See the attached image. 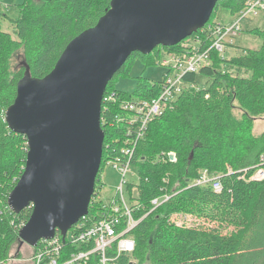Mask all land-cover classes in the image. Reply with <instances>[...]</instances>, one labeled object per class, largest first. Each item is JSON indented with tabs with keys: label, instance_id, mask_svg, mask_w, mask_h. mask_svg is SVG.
<instances>
[{
	"label": "trees",
	"instance_id": "16d2710c",
	"mask_svg": "<svg viewBox=\"0 0 264 264\" xmlns=\"http://www.w3.org/2000/svg\"><path fill=\"white\" fill-rule=\"evenodd\" d=\"M249 1L220 0L217 7L230 9L236 17ZM110 3L25 0L18 6L17 17L0 13V264H9L14 246L20 245V229L33 211L27 207L16 214L8 205L9 195L25 170L28 140L9 128L5 112L15 101L18 82L27 68L35 78L47 76L67 45L94 27ZM214 13L208 25L214 23ZM4 21L12 23L11 33L3 30ZM251 33L262 39L259 49L225 55L212 48L211 64L199 71L209 77V86L197 87V73L185 75L188 86L150 123L138 142L132 164L140 176L139 200L144 206L137 218H144L133 230L135 252L122 256L119 264H264V180H251L255 168L264 167V131H254L256 120L264 115V29ZM197 36L203 40L202 50H209L210 35L200 30L191 38ZM20 49L24 63L15 70L12 59ZM163 51L180 52L181 44L157 47L149 55L133 53L108 84L104 96L115 94L117 100L109 105L110 110L102 108L103 160L89 214L80 220L85 227L99 218L100 202L95 199L107 155L123 157L124 127L116 123V117L122 115L120 103L155 99L163 83L145 78L129 94L116 89L114 80L130 73L134 56L158 64ZM169 154H175V162ZM205 170L219 177L221 192L216 193L210 184L190 187ZM164 193L172 198L152 211L150 202ZM176 214H192L213 226L193 227L187 221H173ZM66 247L69 252L77 249L69 243ZM33 249L35 252L36 247ZM97 260L94 256L88 264H97Z\"/></svg>",
	"mask_w": 264,
	"mask_h": 264
},
{
	"label": "water",
	"instance_id": "95a60500",
	"mask_svg": "<svg viewBox=\"0 0 264 264\" xmlns=\"http://www.w3.org/2000/svg\"><path fill=\"white\" fill-rule=\"evenodd\" d=\"M219 2L111 0L47 76L35 78L27 68L5 112L9 128L28 140L24 173L8 198L16 214L33 209L19 232L21 246L35 248L58 232L65 242L89 214L103 160L102 106L109 82L133 53L177 46L203 29Z\"/></svg>",
	"mask_w": 264,
	"mask_h": 264
},
{
	"label": "built area",
	"instance_id": "2783aa9c",
	"mask_svg": "<svg viewBox=\"0 0 264 264\" xmlns=\"http://www.w3.org/2000/svg\"><path fill=\"white\" fill-rule=\"evenodd\" d=\"M261 10H264V0H251L245 9L237 15L232 25L223 26L215 22L208 25L207 23L208 26L206 25L207 27L205 26L201 30L211 37L212 46L209 50H202L203 40L200 36L196 38H191V36L180 43L182 51L162 52L164 56H161L158 64L162 61V65L170 73L163 79L157 98L152 100L138 98L120 103L122 115L116 117V123L124 128L121 129L123 157L116 158L119 163L117 171L121 175L117 197L113 203L105 205L99 192L95 199V202H100L98 204L99 218L90 227H85L86 223L79 221L67 232L65 242L59 232L53 239L40 241L36 246L32 264H88L94 256H97V264H119L118 260L122 256L132 255L135 252L136 241L131 233L144 218V216L140 219L137 218L138 212L144 210V206L140 202L135 203L136 200L132 199V197L140 195L138 187L140 176L137 166L132 164V157L138 142L144 137L150 123L161 116L164 109L168 105L171 106L188 86L184 76L197 73L200 69L209 66L211 64L210 50L213 48L224 53L225 46L229 41L242 31L241 22L247 19L250 14H257ZM172 71L176 72L174 77L170 76ZM115 96V94L104 96L102 108L105 106L106 110H110L109 105L117 100ZM171 156L174 158L171 159ZM169 157L171 161H176L175 154H169ZM251 180L263 181L264 167H256ZM208 184L213 187L216 193L222 191L223 186L219 177L211 176L207 170L203 171L190 187L207 186ZM126 193L128 198L125 197ZM171 198L172 195L164 193L152 199L150 202V206L153 207L152 211ZM87 216L83 219H86ZM180 222H185V219ZM68 243L78 250L69 252L66 247Z\"/></svg>",
	"mask_w": 264,
	"mask_h": 264
},
{
	"label": "rangeland",
	"instance_id": "374dc122",
	"mask_svg": "<svg viewBox=\"0 0 264 264\" xmlns=\"http://www.w3.org/2000/svg\"><path fill=\"white\" fill-rule=\"evenodd\" d=\"M24 2L25 0H0V13H7L12 17H17L18 6L20 4H23ZM236 17L231 13L230 9L219 5L215 10L214 17L212 20L213 22L221 24L223 26H229L234 23ZM241 25L242 31L231 41H229L230 47H228L227 45L225 46V55H230V53L239 54L242 53L245 49H259L261 47L262 39L259 36L252 34L251 30L264 29V10L259 11L257 14H250L247 19L241 22ZM3 30L11 33L13 31L12 23L9 21H4ZM15 55L16 56H14L12 59V68L17 70L24 63L23 50H18ZM163 56L164 55H162V57ZM161 62L159 64H153L149 63L145 58L139 55L134 56L130 73L127 76L121 75L116 78L114 80L115 88L124 93L133 94L136 90L138 82L145 78L150 79L152 81L163 80L164 75L166 74L168 69L164 67ZM175 75L176 72L172 71L170 76L174 77ZM196 84L198 88H207V86H209V77L198 71L196 76ZM237 114L239 115L240 111H238ZM254 127V131L256 134H260L264 131V115H262L256 120ZM117 157L118 156L112 154L107 155L101 177L103 178L102 186L100 185L97 188V191L100 192L101 200L105 205H110L111 203H113V201L117 197V188L121 184V175L117 171V164H119L118 161H116ZM259 177L261 178L260 175ZM125 197L128 198L127 193L125 194ZM133 198L136 200L135 203L140 202V197H132V199ZM172 219L173 221L176 220V222L183 221L185 219V221H187V225L193 227H198L199 225H204L206 227L213 226V224L205 223V219L198 218L197 216H194L192 214H176L172 217ZM131 236L134 238L133 232L131 233ZM19 246V244H16L14 246L12 250V255L16 259L12 258L9 261V264H32V259L35 254L33 247L29 245H24L22 249H19Z\"/></svg>",
	"mask_w": 264,
	"mask_h": 264
},
{
	"label": "crops",
	"instance_id": "0c3cea01",
	"mask_svg": "<svg viewBox=\"0 0 264 264\" xmlns=\"http://www.w3.org/2000/svg\"><path fill=\"white\" fill-rule=\"evenodd\" d=\"M23 246H24V245H23ZM23 246L20 245V246H19V249H22ZM17 255H18V254H17ZM12 258L14 259L15 257L13 256ZM12 258H11V259H12ZM11 259H10V260H11ZM15 259H16V258H15Z\"/></svg>",
	"mask_w": 264,
	"mask_h": 264
},
{
	"label": "bare ground",
	"instance_id": "6f19581e",
	"mask_svg": "<svg viewBox=\"0 0 264 264\" xmlns=\"http://www.w3.org/2000/svg\"><path fill=\"white\" fill-rule=\"evenodd\" d=\"M160 196V195H159Z\"/></svg>",
	"mask_w": 264,
	"mask_h": 264
}]
</instances>
